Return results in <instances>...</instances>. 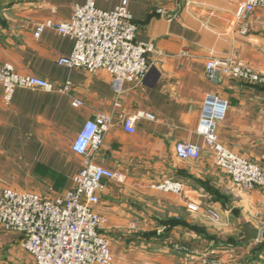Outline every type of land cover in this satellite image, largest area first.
<instances>
[{"label":"crops","instance_id":"0c3cea01","mask_svg":"<svg viewBox=\"0 0 264 264\" xmlns=\"http://www.w3.org/2000/svg\"><path fill=\"white\" fill-rule=\"evenodd\" d=\"M86 0H0V65L10 62L22 74H35L68 92L17 88L10 105L0 85V191L10 187L47 197L74 186L85 156L72 143L88 120L105 113L111 126L94 163L125 174L119 183L103 179L97 212L107 219L106 235L114 264H264V187L243 190L216 164L198 133L207 93L228 101L217 129L221 144L253 161L264 154V84L221 76L211 81V57L241 59L264 74V9L250 17L245 35L237 22L238 0H97L112 10L126 3L138 27L136 40L150 42V68L143 83L124 81L119 89L104 70L89 73L58 59L71 55L74 40L53 29L38 38L36 26L66 20ZM81 99L83 104L74 106ZM149 111L124 129L125 117ZM179 142L204 146L197 160L177 156ZM164 179L184 183L181 194L153 187ZM190 202L202 205L188 209ZM212 206L219 220L204 208ZM244 225L258 230L245 242ZM24 235L0 225V264H35ZM263 246L259 251L258 247Z\"/></svg>","mask_w":264,"mask_h":264},{"label":"built area","instance_id":"2783aa9c","mask_svg":"<svg viewBox=\"0 0 264 264\" xmlns=\"http://www.w3.org/2000/svg\"><path fill=\"white\" fill-rule=\"evenodd\" d=\"M259 8L264 9V0H238L237 22L242 35L249 32L250 17ZM48 28L74 40L71 55L60 57V65L89 73L104 70L112 77L116 89L124 81L143 83L150 68L148 56L155 46L136 40L138 27L126 3L104 10L97 6V0H86L84 4L75 5L69 19H47L39 23L34 36L40 37ZM205 71L211 81L224 76L264 84V74L241 59L211 57L206 62ZM0 85L6 105H10L16 89L21 87L64 93L71 89L70 81L55 85L39 75L19 73L10 62L0 65ZM82 104L81 99L73 102L74 106ZM228 106L227 100L207 93L201 107L198 133L214 154L217 166L241 189L264 187V154L259 161H253L225 147L218 139L217 129L226 117ZM143 117L155 119L149 111L127 115L125 131L135 133L136 122ZM110 126V117L102 112L84 124L71 147L87 159L74 177V186L65 193L47 197L10 187L0 191V225L7 231L24 235L23 246L35 264H114L110 242L100 231L107 219L96 210L98 191L103 187V179L123 183L126 177L121 171L110 170L90 159L101 148ZM203 151L204 146L198 143L179 142L176 145L177 156L182 160H197ZM153 187L181 194L185 185L180 180L164 179ZM188 209L199 211L202 205L190 202ZM204 212L214 220L220 218L210 205L204 208ZM203 264L225 263L218 258H204Z\"/></svg>","mask_w":264,"mask_h":264},{"label":"water","instance_id":"95a60500","mask_svg":"<svg viewBox=\"0 0 264 264\" xmlns=\"http://www.w3.org/2000/svg\"><path fill=\"white\" fill-rule=\"evenodd\" d=\"M244 228L246 231V238H245L246 243L258 236L259 232L257 229H253L249 227V225H244Z\"/></svg>","mask_w":264,"mask_h":264},{"label":"trees","instance_id":"16d2710c","mask_svg":"<svg viewBox=\"0 0 264 264\" xmlns=\"http://www.w3.org/2000/svg\"><path fill=\"white\" fill-rule=\"evenodd\" d=\"M262 248H263V246H260V247H258V249H257V250L259 251V250H260V249H262Z\"/></svg>","mask_w":264,"mask_h":264},{"label":"rangeland","instance_id":"374dc122","mask_svg":"<svg viewBox=\"0 0 264 264\" xmlns=\"http://www.w3.org/2000/svg\"><path fill=\"white\" fill-rule=\"evenodd\" d=\"M189 210H191V209H189ZM191 211H193V210H191ZM211 218V217H210Z\"/></svg>","mask_w":264,"mask_h":264}]
</instances>
